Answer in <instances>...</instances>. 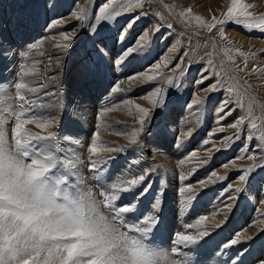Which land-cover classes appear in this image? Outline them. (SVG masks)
Returning <instances> with one entry per match:
<instances>
[{"label":"rangeland","instance_id":"374dc122","mask_svg":"<svg viewBox=\"0 0 264 264\" xmlns=\"http://www.w3.org/2000/svg\"><path fill=\"white\" fill-rule=\"evenodd\" d=\"M107 2L108 0H0V30H3L1 31L4 32L3 39L7 41L0 49L4 51L11 45L10 51L16 57L17 65L19 63L18 57H20L18 53L26 50L27 45L43 41L42 47L29 53L27 63L28 66H31L33 60L42 61L45 58L39 53H44L46 37H51L49 39L52 40V37L55 36L59 40L58 33L61 31L69 34L74 30L77 32L70 58L63 61L61 70H57L59 73L57 74L56 87H50L42 93H48L46 95L48 97L45 104L46 109L52 112L57 107L53 110L54 113L57 110L56 116L54 115L56 120L54 130L57 132L60 147L63 149L61 153H58L60 159L67 156L70 159L78 157L82 161L79 177L73 173L69 182L75 184L79 180L82 186L91 190L97 199H102L100 183L88 171L90 154L87 148L91 135L96 130L98 112L104 108H116L118 106L116 110L108 112L101 119L102 124L109 126L108 128H101V140L109 145L125 146L126 151L131 152L134 156L138 166L134 164L132 158H129L127 152L102 154L104 156H117L116 161L109 165L110 172L107 176V182L126 180L132 174L141 172L151 173L145 181L150 189L140 200V211L145 214L152 210L154 198L163 191L164 222L160 226V231L155 234V239L149 236L146 242L157 249H164L166 246V250L168 248L173 255L172 259L181 262V264H184L185 261L187 264H193L197 260L200 264H214L213 261L215 260L216 262L218 260L226 264H233L235 258L241 253L239 264H260L261 261H264V204L261 203L264 200V169L258 168L255 171L251 192L244 193L241 199L230 201L228 199L229 192L226 189L229 184H232L233 188L239 185L240 182L237 178L241 172L237 169L246 168L252 164H264V152L258 150L255 146L257 143L255 140L248 141L241 137L234 142L225 143L222 138L234 134L236 130L232 129L230 125L242 115L247 118L249 112L251 116L246 119V123L254 121L258 125L252 134L258 136L261 131H264V33L255 30L248 31L242 25L229 23L225 28L226 39L221 40L216 30L209 33L200 27L194 18L184 20L179 15L191 8L193 17L199 15L205 20L211 21L213 15L221 16L228 7L230 0H151L150 3L146 4L143 8L144 12L154 9L155 5L159 8L158 11L151 10L150 13L159 12L164 17L162 21H159L162 26L160 31L155 32L154 28L158 18L151 14L141 16L127 40L131 37L136 38L145 31L148 33L152 31L149 37L152 42L151 49L147 55L135 56L127 64L140 59L143 61L150 60V57L155 58L154 64L167 56L172 61L170 67L174 68L175 64L183 58L182 66L185 67L186 74L181 80L179 89L169 88L163 81L145 82L142 85H146L148 88L152 86L168 89L169 101L167 112L163 116L159 114L155 116L156 128L154 131H150L153 135L152 139H156L155 145L151 139L150 150L148 149L153 154L154 161L152 163L151 161L144 162L138 158L135 146L130 144L126 135L118 134L127 133L130 136L131 126L137 123L136 117L134 115L130 117L127 106L121 101L130 98L137 100L143 107L151 108L146 100L144 102L147 105L139 99L150 94L154 88L146 94H134L133 97H129L128 94L134 86H141L139 83L129 88L126 82L122 87L128 86L125 87L128 91L111 92V88L117 82L122 81L121 77L115 79L112 77V72L117 71L120 68L119 65L113 71L102 74L97 80L88 82L81 79L77 70V62L83 54L82 49L92 47L90 37L93 34L91 30L81 31L84 25L78 23L72 13L77 10L76 5L79 4L80 8H83L89 16H94L98 7ZM245 3L256 5L253 9L255 15L264 14V0H245ZM164 5H171L173 8L170 11ZM112 7L115 11H122L124 8H131L132 11L128 15H121L115 23L104 24L102 36L114 33L116 27L120 24H126L133 16H138L141 12V9L136 7V0H116ZM12 19L18 22L16 24L21 27L22 33H27L26 35H17L18 30H13L16 24L10 23L13 21ZM57 20L61 21L60 25L49 29L48 25ZM168 24H172V29L167 27ZM32 29H34L33 32L38 33L29 37L28 31H32ZM229 40L232 41L231 44H228ZM158 44L159 48L156 46ZM224 47L239 48L248 53L246 68L244 58L235 55L234 52L232 53L235 57L234 62L229 60L228 54L222 51ZM55 52L56 55H59L56 49ZM253 53L256 54L254 58ZM112 57L110 54L106 59ZM209 59L215 65V70L223 73L221 77L224 81L223 87L232 86L235 90L233 99L239 100L243 104V108L237 107L231 116L220 120L219 123H217V109L228 94L219 89L203 91L216 83V76L213 71H204L209 68ZM188 64L191 67H187ZM254 65L257 66L255 72L253 71ZM37 67L40 68V63ZM147 67H144L143 70ZM241 68L244 71H240ZM17 70L18 66L13 68V62L4 60L0 54V84L11 85ZM176 72L178 73L179 69H176ZM164 75L169 76L173 73L165 71ZM202 76L209 78L205 79L203 83H198ZM108 78L113 79V84L110 85ZM189 89L192 92L186 105L192 104L194 96L195 98L199 97L203 103L193 104L191 108L188 107L187 112L190 110L193 112L187 114L183 111L181 104ZM14 91V87L9 86V92L14 95ZM40 94L35 95L37 104H43L42 100H38ZM175 106H178L179 110L176 109L177 107L175 110H171ZM183 115L184 117H182ZM220 115L224 114L221 113ZM192 117H195L196 125L190 121ZM184 118L186 122L191 123H185ZM165 122L170 123L165 124ZM150 123L146 127H150ZM11 126L12 122L8 126L9 137ZM27 127L33 132H40V129L34 125ZM221 127L224 131L218 132L217 129ZM188 132L192 133L190 137L186 135ZM210 133H215L212 141L216 148L221 149L220 151L209 152L205 150L203 141L209 137ZM194 138L197 140L192 145L191 140ZM161 139L164 140L163 146ZM74 140L80 141L79 144L74 143L75 147L70 142ZM178 144H180L179 147ZM246 145L250 147L248 154L254 155L255 159H236V157L245 155L242 149ZM260 148H264V144H261ZM141 149L143 154V145ZM193 150H198V156L201 160L210 162L204 164L187 159ZM233 160H235V166L230 163ZM226 164L228 167L224 168L223 165ZM212 171H215L218 176H227V179L224 181L213 179L211 182L201 185L199 182L207 181ZM181 173L187 177L183 182L179 180ZM188 184H191L193 190L199 195L193 201L186 202L187 194H181L180 188ZM130 199L131 195L123 202ZM227 204L232 205L230 211L226 208ZM201 216H207L208 219L203 225H197L196 221ZM188 225H192V229H189ZM216 225H220V227H216ZM199 228L208 231L209 235L202 238L199 245L196 246L198 252H189L182 246L178 247L176 253L171 251L173 247H177L173 243L177 233L195 234ZM237 234H240L242 240L245 237H252L253 239L227 249L222 247L231 239H235Z\"/></svg>","mask_w":264,"mask_h":264},{"label":"snow or ice","instance_id":"6c2138e0","mask_svg":"<svg viewBox=\"0 0 264 264\" xmlns=\"http://www.w3.org/2000/svg\"><path fill=\"white\" fill-rule=\"evenodd\" d=\"M151 0H136V7L141 9L140 15L133 16L120 29L118 40L123 43L134 25L141 18L149 14L155 15L158 22L154 31H160L164 17L159 12H144L143 8ZM116 0H108L101 4L94 16H89L79 4L76 5V11L72 13L78 23L84 25L81 31L91 30L92 47L85 48L83 54L77 62L78 74L85 82L95 81L113 71L116 66H125L131 58L138 55H147L151 49V40L148 38V32L145 31L135 40L134 45L124 47L118 56L106 59L110 56L111 49L108 48L105 39L101 33L104 24L115 23L121 15H128L131 8H124L122 11H115L112 7ZM55 7V5H53ZM170 11L171 5H164ZM256 5L245 3V0H230L226 10L220 17L212 16L211 21L205 20L199 15L193 17L191 8L179 15L184 20L194 18L198 25L211 33L213 30L218 32L221 40L226 39L225 28L229 23L242 25L248 31H259L264 33V14L259 16L254 14L253 9ZM61 21H53L48 25L49 29L58 27ZM167 27L172 29V24ZM59 40L52 37V47L56 49L59 55L53 59L48 56V67L50 71L55 65L59 71L63 67V61L70 58L73 49V41L77 38V32L74 30L71 34L59 32ZM208 39L207 37L205 38ZM0 35V48L6 44ZM214 43V42H213ZM232 41H228L231 44ZM43 41L26 46V50L18 55L21 62L18 63L14 81L9 84H0V264H181V262L170 258L166 251L158 250L152 247L147 241L149 236L155 239V234L160 231V226L164 222L163 215V191L154 198L152 210L147 214L140 211V200L146 195L150 186L145 184L146 179L151 173L141 172L132 174L129 179L108 183L107 176L110 172L109 165L116 161L117 156L102 154L123 153L125 146L118 144L109 145L101 140V128H108V125L102 124L101 119L108 112L116 110L114 107H108L100 110L97 116L95 131L92 133L90 143L87 148L88 171L100 183V196L97 199L91 190H87L78 180L77 183H70L71 175L75 173L79 177L82 169V161L76 158L60 159L58 153L63 149L60 147L57 132L54 130L56 120L54 116L45 115L46 106L37 104L36 100L30 99L29 94L35 95L43 90V84L39 88L33 86V83L39 81L44 74L37 67L41 61L33 60L31 66H28L29 53L42 47ZM99 45V46H98ZM215 47V44H214ZM11 50V45L4 51ZM222 51L228 54V59L234 62V55L243 57L245 68L249 54L241 51L239 48L231 49L224 47ZM44 56L43 52L39 53ZM186 55V54H185ZM211 55V54H210ZM255 53L252 54L253 58ZM123 58V59H122ZM183 58L179 60L175 67L170 65L172 61L167 57L161 58L159 62L149 65L143 72L133 73L127 77L126 81L117 82L112 88V93L126 92L128 89L122 87L126 82L129 88L139 83L141 86L147 82L163 81L169 88L181 87V80L186 74L183 67ZM209 68L204 71L212 70L216 76V83L209 89L203 91L223 90L227 96L221 101L217 109V123L220 120L231 116L233 111L243 108L239 100H234L235 90L232 86L223 87L224 81L221 79L223 73L215 70V65L211 59L208 61ZM187 67H191L190 64ZM179 69V72H176ZM257 66H253V71ZM165 71H170L173 75L165 76ZM240 71H244L243 68ZM47 78V77H44ZM207 76H202L198 83H203ZM55 79V77H51ZM9 86L14 87V95L9 92ZM168 89L164 87H155L150 94L142 97L151 105V108L143 107L132 99L122 100L121 103L127 106L128 114L136 117L137 123L130 128V136L127 133H118L126 135L131 145L142 147L147 141L143 140L144 135L151 131L146 126L152 121L155 114L163 116L168 110ZM48 95L47 92L44 93ZM203 101L197 97L192 104L199 105ZM223 113L224 115H220ZM244 115L235 119L230 125L235 129V133L222 138L223 142L231 143L236 139L244 137L248 141L255 140L256 147L260 148L264 144V131L258 136L252 134L258 127L256 122L246 123L250 118ZM12 122L9 137V124ZM34 125L40 132H33L27 126ZM218 132L224 129L218 128ZM187 136L192 133L188 132ZM215 133H210L209 137L203 141L205 150L220 151L212 141ZM79 144V140L70 141ZM211 145L210 147H208ZM178 147L180 144L177 145ZM242 151L244 156L236 159L254 160V155H249L250 147L246 145ZM189 160H195L197 163L207 164L210 161L201 160L198 156V150H193L187 157ZM235 166V160L230 161ZM227 168L228 165H223ZM260 168L264 169V164H252L246 168L237 169L241 172L238 176L240 182L233 188L232 184L227 186L230 201L239 200L246 192H251L253 175ZM130 171V170H129ZM187 177L181 173L179 180L185 181ZM216 181H224L227 176H218L212 171L207 181H200L201 185ZM181 194H187L186 202L193 201L198 192L193 190V186L188 184L180 188ZM131 195V199L123 202ZM264 204V200L261 201ZM232 205L227 204L226 208L230 211ZM207 216H201L197 219V225H203L207 221ZM132 221V223H129ZM223 223V222H222ZM192 225H188L192 229ZM220 227V225H216ZM209 233L202 228L197 229L195 234L177 233L172 252L176 253L178 247L182 246L189 252H198L196 246L200 240ZM252 237L241 238L237 234L235 239H231L224 245L227 249L242 242L252 240ZM240 255L235 258L233 264H239ZM187 264V261L184 262ZM193 264H200L194 261ZM260 264H264L261 261Z\"/></svg>","mask_w":264,"mask_h":264},{"label":"bare ground","instance_id":"6f19581e","mask_svg":"<svg viewBox=\"0 0 264 264\" xmlns=\"http://www.w3.org/2000/svg\"><path fill=\"white\" fill-rule=\"evenodd\" d=\"M156 7V8H155ZM149 10V9H148ZM151 10H153V11H158L159 10V8L155 5L154 6V9H150L148 12L150 13V11ZM62 12V11H61ZM60 12V13H61ZM65 15V14H64ZM152 15V14H151ZM13 17V16H12ZM13 20V19H12ZM9 22V21H8ZM10 23H13V24H16V23H18V22H16L15 20H13L12 22L10 21ZM13 30H18V32H17V35H23V34H27V33H22V29H21V27L20 26H18L17 24L15 25V28L13 29ZM33 30L34 29H32V31H28L29 32V34L30 35H28L29 37H32V36H34V34H36V33H38V32H33ZM1 31H3V30H0V35H2V37H3V34H4V32L2 33ZM20 32H21V34H20ZM47 34V33H46ZM151 34H152V31H149V33H148V37H150L151 36ZM16 35V36H17ZM42 35V34H41ZM44 36H45V34H44ZM21 37V36H20ZM49 38H51V37H49ZM48 37H46L45 39V43H44V46H45V49H44V56L43 57H45L42 61H41V63H40V72L42 73V74H44V76L39 80V81H36V82H34L33 83V86L34 87H36V88H39V86H40V84H43V90L42 91H38L35 95L37 96V94H40V96H38V100H42V103L45 105L46 103H47V101H48V97L45 95V94H42L45 90H47V89H49L50 87H52V88H55L56 87V85H57V78H58V76H57V74L59 73H57V69H56V67H55V65H53L52 66V68H51V70L50 71H46V69H47V67H48V56H52L53 57V59H55L56 58V52H55V49L52 47V40L51 39H49ZM5 51H3V50H1L0 49V54H2V56L4 57V60H8V62L9 61H11V63L13 62V68H17V61H15V59H16V57L14 56V55H12L11 54V51L10 50H8L7 51V53H4ZM18 60H19V62H21V58L20 57H18ZM10 65V64H9ZM8 65V66H9ZM12 67V66H11ZM44 77H47V78H44ZM51 77H55V79H51ZM42 80V81H41ZM59 81V80H58ZM80 91V90H79ZM35 95H32V94H29V98L30 99H34V100H36V97H35ZM56 99V98H55ZM193 99V98H192ZM139 101H141V102H144L145 100H143V99H139ZM193 101V100H192ZM57 103V102H56ZM145 103V102H144ZM39 104V103H38ZM49 104V103H48ZM146 104V103H145ZM147 105V104H146ZM46 106V105H45ZM150 106V105H149ZM147 107V106H146ZM47 108V107H46ZM56 109H57V107H55ZM54 108V109H55ZM53 109V110H54ZM53 110H52V112L50 111V110H48L47 109V111H49V112H45V114H48V115H50V116H56V113H57V110H55V112L56 113H54L53 112ZM132 115H130V117H131ZM169 116H171V115H169ZM129 117V118H130ZM135 117V116H134ZM133 120V119H132ZM63 125V124H62ZM71 125V124H70ZM148 128V127H147ZM151 139H152V133L151 132H147V134L146 135H144V137H143V140L145 141V140H148V142L150 143V141H151ZM159 139V138H158ZM162 144V146H163V142L161 143ZM72 145L75 147L76 145L74 144V143H72ZM143 149H144V152H143V156H141L142 158H141V161H151V163H152V161H154L153 160V154L151 153V152H149L148 151V149H149V144H147V145H144L143 144ZM150 150V149H149ZM124 152H127L128 154H129V158H132L133 160H134V156L132 155V153L131 152H129V151H124ZM132 155V156H131ZM156 156V155H155ZM121 160H123L122 158H120ZM128 159V158H127ZM126 159V160H127ZM134 162V164H136L137 166H138V164H137V162L134 160L133 161ZM155 164V163H154ZM112 165V164H111ZM158 250H161V251H166L168 254H169V256H170V258L172 259V253L168 250V248H167V250H166V246H165V248L163 249V248H160V249H158ZM200 258V257H199ZM214 260V259H213ZM201 261V260H200ZM193 262V261H192ZM191 262V263H192ZM211 262V261H210ZM214 262V264H226L225 262H222V261H218L217 260V262H216V260L215 261H213ZM202 263V262H201Z\"/></svg>","mask_w":264,"mask_h":264},{"label":"crops","instance_id":"0c3cea01","mask_svg":"<svg viewBox=\"0 0 264 264\" xmlns=\"http://www.w3.org/2000/svg\"><path fill=\"white\" fill-rule=\"evenodd\" d=\"M124 25H126V24H124ZM123 24H120L118 27H116V29H115V31H114V33H112V34H107L106 36H102L104 39L106 38V43H107V45H108V48L109 49H111V53L110 54H112V56L113 57H115V56H118L120 53H121V51H122V49L124 48V47H126V46H128V45H134V43H135V40H136V38L135 37H131L129 40H127V41H124L123 43H121L119 40H118V35H119V33H120V29L124 26ZM149 38V37H148ZM157 47L159 46V44L158 45H156ZM159 48V47H158ZM84 49H82V51H83ZM166 54V53H165ZM164 54V55H165ZM155 60V58H152V57H150V60H146V61H143V60H137V61H134L133 63H130V64H126L125 66H120V68L119 69H117V71H115V72H112V77L115 79V78H119V77H121V79H122V81H126L127 80V77H129V76H131L133 73H140V72H143L144 70H143V68L144 67H147V66H149L151 63L153 64V61ZM109 79V82H110V85L111 84H113V79L111 78H108ZM161 85V84H160ZM158 86V85H157ZM125 87H128V86H124V88ZM154 87H150V88H148V87H146V85H144V86H139V85H137V86H134L133 87V90H131L130 91V93L128 94V96L129 97H133V95L134 94H146V93H148L151 89H153ZM192 92V91H191ZM188 93H189V90H188V92H186L185 93V95H184V97H183V99H182V107H183V111L186 113L187 112V108H188V105H185L184 104V101H185V99H186V97L188 96ZM193 95H195V94H193ZM193 97V96H192ZM194 99H195V96H194ZM193 100V99H192ZM136 103L138 102L137 100H134ZM139 103V102H138ZM177 107V108H176ZM175 108L176 109H178V106H175L174 108H171V110L172 109H174L175 110ZM195 109V108H194ZM179 110V109H178ZM183 112V113H184ZM191 112H193V110H190V111H188L187 112V114H189V113H191ZM185 113H184V115H185ZM158 114V113H157ZM156 114V115H157ZM186 114V115H187ZM184 115L182 116V117H184ZM193 115V114H192ZM194 119H195V117H192V119L190 120L191 122H194ZM177 120V119H176ZM184 120H185V118H184ZM167 121V120H166ZM171 122V121H170ZM170 122H165V124H168V123H170ZM176 121H174V123H175ZM191 122H186V120H185V123H191ZM176 124V123H175ZM194 124H195V122H194ZM196 125V124H195ZM153 136V135H152ZM157 138V137H156ZM162 140V139H161ZM197 139L196 138H194V139H192L191 141H192V145L195 143V141H196ZM155 141H156V139H152V143L155 145ZM164 140H162L161 141V143L163 142ZM158 151V150H157Z\"/></svg>","mask_w":264,"mask_h":264},{"label":"built area","instance_id":"2783aa9c","mask_svg":"<svg viewBox=\"0 0 264 264\" xmlns=\"http://www.w3.org/2000/svg\"><path fill=\"white\" fill-rule=\"evenodd\" d=\"M155 116H156V114L154 115V119H152L153 121L150 123V127H148V128H151V132L152 131H154L155 130V128H156V121H154L155 120ZM145 141H147V140H145ZM146 144H149V142L147 141V143ZM142 147H136L135 146V149H136V153H137V155H138V158H142L141 156H143V154H142V149H141ZM144 157V156H143Z\"/></svg>","mask_w":264,"mask_h":264},{"label":"water","instance_id":"95a60500","mask_svg":"<svg viewBox=\"0 0 264 264\" xmlns=\"http://www.w3.org/2000/svg\"><path fill=\"white\" fill-rule=\"evenodd\" d=\"M190 94H191V90L189 89V93H188V96L186 97L185 101H184V104L186 105L187 102H189L190 100Z\"/></svg>","mask_w":264,"mask_h":264}]
</instances>
